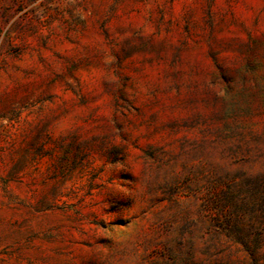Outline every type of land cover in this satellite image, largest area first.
Here are the masks:
<instances>
[{
    "label": "rangeland",
    "instance_id": "rangeland-1",
    "mask_svg": "<svg viewBox=\"0 0 264 264\" xmlns=\"http://www.w3.org/2000/svg\"><path fill=\"white\" fill-rule=\"evenodd\" d=\"M0 264H264V0H0Z\"/></svg>",
    "mask_w": 264,
    "mask_h": 264
}]
</instances>
